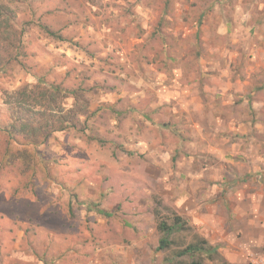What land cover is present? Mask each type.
I'll list each match as a JSON object with an SVG mask.
<instances>
[{
    "label": "rangeland",
    "instance_id": "obj_1",
    "mask_svg": "<svg viewBox=\"0 0 264 264\" xmlns=\"http://www.w3.org/2000/svg\"><path fill=\"white\" fill-rule=\"evenodd\" d=\"M0 6V37L23 45L0 120L4 92L45 80L75 122L9 163L0 140L1 264H166L195 238L264 264V0ZM171 213L189 230L159 251Z\"/></svg>",
    "mask_w": 264,
    "mask_h": 264
},
{
    "label": "trees",
    "instance_id": "obj_2",
    "mask_svg": "<svg viewBox=\"0 0 264 264\" xmlns=\"http://www.w3.org/2000/svg\"><path fill=\"white\" fill-rule=\"evenodd\" d=\"M0 12H3V6H0ZM2 22L5 23L7 29L10 28L6 21ZM43 29L49 37L60 39L56 33L45 27ZM15 37L18 35L15 34ZM15 39L0 37V40L7 46V49L3 51L0 41V70L4 66L17 62L18 57L21 56L23 45L19 38ZM79 90L82 91L76 88L70 90V95L76 98L79 96ZM62 91L60 84L38 80L30 88H22L11 94L3 93L4 103L11 108L10 115L0 120L1 160L9 163V160L16 158L14 155H23L30 149L34 150L38 146L45 145L49 138L57 132L74 130L73 111L68 112L67 119L58 115L60 110L57 107V100ZM31 106L38 109H28ZM19 147L21 151H18ZM187 230L189 229L186 222L180 216L171 213L167 220H161L157 224V231L160 234L157 250L170 251L175 243L171 237ZM165 261L166 264H210V262L228 264L220 260L216 247L208 245L205 240L199 238H195L183 247L173 249Z\"/></svg>",
    "mask_w": 264,
    "mask_h": 264
}]
</instances>
